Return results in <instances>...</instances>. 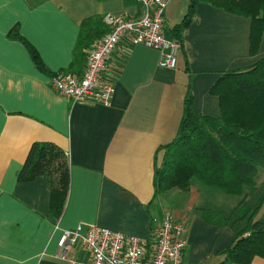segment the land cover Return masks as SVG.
<instances>
[{
	"label": "crops",
	"instance_id": "1",
	"mask_svg": "<svg viewBox=\"0 0 264 264\" xmlns=\"http://www.w3.org/2000/svg\"><path fill=\"white\" fill-rule=\"evenodd\" d=\"M188 5L189 0L168 1L167 37L173 38L171 29ZM140 12L135 0H0V264H71L57 256L58 240L63 230L77 226L82 232L95 225L149 239L165 210L186 226L182 264H233L224 262L221 250L234 226L204 218L212 211L228 217L232 205H223L212 188L192 185L154 195V154L174 138L187 90L195 114L218 116V97L208 93L212 84L224 71L264 56V37L258 54H249L250 19L198 2L176 68L159 66L156 49L122 40L108 61L114 87L108 105L59 94L26 45L8 35L17 27L52 74H78L87 59L77 54L82 22L103 23L90 37L92 46L108 31L106 14L134 18ZM36 141L52 142L68 156L70 186L59 217L50 213L45 178L17 181ZM263 207L255 219L263 218ZM239 222L241 227L244 221ZM72 255L80 263L90 260L78 246ZM251 264L264 259L255 257Z\"/></svg>",
	"mask_w": 264,
	"mask_h": 264
},
{
	"label": "trees",
	"instance_id": "2",
	"mask_svg": "<svg viewBox=\"0 0 264 264\" xmlns=\"http://www.w3.org/2000/svg\"><path fill=\"white\" fill-rule=\"evenodd\" d=\"M198 2L248 17L249 54H258L264 37V0H189L183 19L171 29L173 38L181 45L183 32L192 22ZM95 20L86 18L78 36L77 54L85 58L84 50L91 46L93 31L101 30L103 24L101 19L97 23ZM8 35L26 45L40 71L54 75L44 66L33 46L19 34L17 27L10 29ZM208 93L218 97L219 115L195 114L193 98L187 90L174 138L159 146L154 154V195L174 189L185 191L190 188L191 178L196 176L208 187L241 196L228 217L212 211L205 212L204 218L217 225L234 226L233 238L221 250L225 254L224 262L251 264L255 257L264 259V220L255 219L264 203V190L256 205L247 203V198L258 187V166L264 168V56L251 65L224 71ZM38 176L49 183V210L59 217L70 186L66 152L52 142H33L17 172V181L28 182ZM242 220L244 224L238 227Z\"/></svg>",
	"mask_w": 264,
	"mask_h": 264
},
{
	"label": "built area",
	"instance_id": "3",
	"mask_svg": "<svg viewBox=\"0 0 264 264\" xmlns=\"http://www.w3.org/2000/svg\"><path fill=\"white\" fill-rule=\"evenodd\" d=\"M135 1L141 7L137 17L104 16L108 31L89 48L83 71L80 74L66 70L55 72L51 77L55 91L74 102L110 104L114 87L107 69L108 61L124 39L131 44L156 49L160 54L159 66L176 68L182 45L164 33L165 9L169 0ZM185 232L184 223L177 221L170 210L163 212L149 239L95 225L82 232L77 226L62 231L57 256L71 264H182ZM75 246L89 252L87 263L73 258Z\"/></svg>",
	"mask_w": 264,
	"mask_h": 264
},
{
	"label": "rangeland",
	"instance_id": "4",
	"mask_svg": "<svg viewBox=\"0 0 264 264\" xmlns=\"http://www.w3.org/2000/svg\"><path fill=\"white\" fill-rule=\"evenodd\" d=\"M256 179H257V183H258L257 190H256V192L254 194H252L251 196H249L247 198V203L251 204V205H256V203L259 200L260 196L263 194V190H264V168L262 166H258V173H257ZM191 185L193 187L198 186V187H204V188H212V189H208V190H210V191L214 190L215 192H217L220 196H222V198L225 199V201H222V199H221V203L223 205H232L231 206L232 208H234L235 205H237V203L241 199V196L229 195V194H226V193L222 192L221 190H219L217 188L208 187V186L204 185L200 181V179L198 177H196V176L191 178ZM225 207H229V206H225ZM262 219L264 220V216H263ZM239 224H240V222H239Z\"/></svg>",
	"mask_w": 264,
	"mask_h": 264
}]
</instances>
